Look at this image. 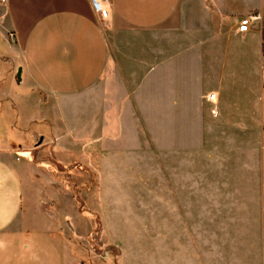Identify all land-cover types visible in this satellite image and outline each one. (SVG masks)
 <instances>
[{"label": "crops", "instance_id": "crops-1", "mask_svg": "<svg viewBox=\"0 0 264 264\" xmlns=\"http://www.w3.org/2000/svg\"><path fill=\"white\" fill-rule=\"evenodd\" d=\"M104 4L0 3L24 122L51 135L0 158V264H87L96 227L117 264H264V0Z\"/></svg>", "mask_w": 264, "mask_h": 264}, {"label": "rangeland", "instance_id": "rangeland-1", "mask_svg": "<svg viewBox=\"0 0 264 264\" xmlns=\"http://www.w3.org/2000/svg\"><path fill=\"white\" fill-rule=\"evenodd\" d=\"M20 75L17 73L15 65L5 60V55L0 51V158L7 162L13 169H17V156L29 155V159L35 156L37 143L42 145L51 137L47 125L43 122H24L25 115L22 113V101L19 96ZM28 152V154H27ZM45 151L39 155V162L44 160ZM46 162V161H44ZM43 162V163H44ZM49 170L51 166L45 165ZM84 172L83 167L78 168ZM72 184L75 195L78 194L77 188L85 189L87 184H93V181L85 182V174L79 173L78 181L65 180L66 184ZM76 190V191H75ZM81 211H83L82 202L78 198ZM83 241L80 251L88 254L85 258L87 264H117V254L111 248L101 246L100 249L91 247L93 244L86 237ZM80 246V245H79ZM90 248V249H89ZM107 254L106 258H100L97 254ZM94 260V262H92Z\"/></svg>", "mask_w": 264, "mask_h": 264}, {"label": "built area", "instance_id": "built-area-1", "mask_svg": "<svg viewBox=\"0 0 264 264\" xmlns=\"http://www.w3.org/2000/svg\"><path fill=\"white\" fill-rule=\"evenodd\" d=\"M90 1H91L92 9L94 13L97 15L98 19L100 21H105L108 17V9L106 8L104 4L105 0H90ZM5 2L6 0H0V3H5ZM258 20H260L259 13H251L249 15H246L237 21L234 31L238 35L243 36L249 30L250 25L253 22H256ZM206 99L212 106V109L210 111L211 114L215 116L217 114L216 107H215L216 102H217L216 93L214 92L208 93L206 95Z\"/></svg>", "mask_w": 264, "mask_h": 264}, {"label": "trees", "instance_id": "trees-1", "mask_svg": "<svg viewBox=\"0 0 264 264\" xmlns=\"http://www.w3.org/2000/svg\"><path fill=\"white\" fill-rule=\"evenodd\" d=\"M72 167V165L71 166H68V168H71ZM77 199H78V197H77ZM99 227H96L95 229H93L90 233H89V235H88V239H89V242L91 243V244H93L91 247H93V248H95V249H100L101 248V243H100V241H99Z\"/></svg>", "mask_w": 264, "mask_h": 264}]
</instances>
